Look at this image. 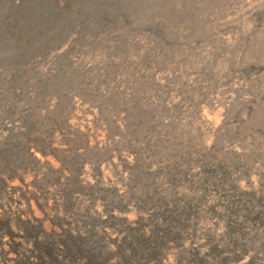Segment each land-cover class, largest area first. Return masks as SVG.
I'll return each mask as SVG.
<instances>
[{
  "label": "rangeland",
  "instance_id": "374dc122",
  "mask_svg": "<svg viewBox=\"0 0 264 264\" xmlns=\"http://www.w3.org/2000/svg\"><path fill=\"white\" fill-rule=\"evenodd\" d=\"M0 264H264V0H0Z\"/></svg>",
  "mask_w": 264,
  "mask_h": 264
}]
</instances>
